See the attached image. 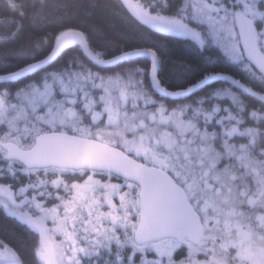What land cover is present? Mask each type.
Masks as SVG:
<instances>
[{
    "label": "snow or ice",
    "instance_id": "snow-or-ice-1",
    "mask_svg": "<svg viewBox=\"0 0 264 264\" xmlns=\"http://www.w3.org/2000/svg\"><path fill=\"white\" fill-rule=\"evenodd\" d=\"M0 264H264V0H2Z\"/></svg>",
    "mask_w": 264,
    "mask_h": 264
},
{
    "label": "trees",
    "instance_id": "trees-1",
    "mask_svg": "<svg viewBox=\"0 0 264 264\" xmlns=\"http://www.w3.org/2000/svg\"><path fill=\"white\" fill-rule=\"evenodd\" d=\"M49 2L52 4H73L82 2V0H49ZM87 2L98 5V7L94 11L89 10L87 13L89 19L87 21L82 20L81 22H87L101 27V31L97 36L98 42H103L102 37L106 30L131 31L130 24L116 7L118 0H87ZM10 16L11 14L2 6V0H0V33L11 28V25L7 22Z\"/></svg>",
    "mask_w": 264,
    "mask_h": 264
}]
</instances>
